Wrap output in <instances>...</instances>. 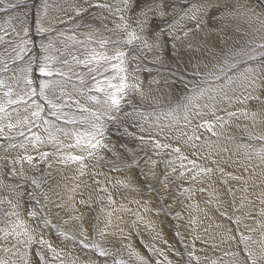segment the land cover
Returning <instances> with one entry per match:
<instances>
[{"label": "snow or ice", "instance_id": "obj_1", "mask_svg": "<svg viewBox=\"0 0 264 264\" xmlns=\"http://www.w3.org/2000/svg\"><path fill=\"white\" fill-rule=\"evenodd\" d=\"M5 2L0 0V12L19 7L12 0H7V7H4ZM84 4L73 8L75 16L88 12L90 7L106 10L108 17L105 19L110 20L113 27L109 29L106 23L102 27L113 35H94L96 30H91L90 24L84 25L91 31L83 40L65 35L67 30L57 27V23L65 21L55 12L59 9L67 14V11L53 0H41L34 31L26 17L17 16L0 24V141H3L0 142V153H3L0 155V193H4L0 195V264H200L201 258L195 255L198 236L192 237L189 243L177 227L175 236L179 247L170 244L151 220L145 221L141 209L154 212L157 217L173 216L167 185L169 169L172 173L177 171V160L180 161L177 178L201 184L205 178L210 179L214 171L223 170L200 165L179 147L151 139L153 150L171 149L167 154L175 155V159L164 161L158 187L153 181L157 180L159 162L147 151L143 160L138 158L136 151L126 144L114 143L112 135L144 143L145 138L134 131L144 129L135 121L155 115L157 121L161 117L169 121L162 127L175 128L176 134L166 138L180 140L190 149L192 157H201L202 148L220 142L225 125L231 120L241 117L256 120L264 114V96L259 94L264 89V38L259 42L248 39L238 49L227 47L229 26L224 23L241 17L251 22L250 13L254 14L255 9L241 0H224L222 5L220 0H113L111 4L84 0ZM261 17H264V5L256 16L264 29ZM204 30L209 36L212 30H217L215 39H201L200 33ZM178 45L204 51L207 56L197 59L194 67H186L180 73L185 94L174 107L167 112L142 113L129 99L133 93L141 99L146 95L137 73L152 71L144 65L145 60L163 66L166 55L178 54ZM148 53L152 54L150 59ZM248 101H255L260 112L227 111L225 107ZM129 106L130 110H126ZM221 111L225 115L217 114ZM205 115L213 119H200ZM254 139L264 141V135ZM45 147L51 151L42 150ZM66 148H76L80 154L66 153ZM13 152L15 154H11ZM155 154L161 153L156 151ZM255 154L264 161V144ZM210 156L211 152L203 158ZM89 160L102 162L108 166V172L119 173L123 179L101 180L105 173L95 167L89 169L85 163ZM25 162L30 170H39L40 164L45 165V169H52L54 163L65 167L75 164L78 176L92 177L91 184L83 182L90 189L86 197L81 193L79 204L83 210L77 208L75 202H58L64 197L58 191L59 181L55 182V187L50 182L51 172L40 170V175L25 176ZM186 173L191 175L186 177ZM109 184L119 185L146 199L130 201L136 204L135 210L125 208L123 202L117 206ZM80 186L77 183L64 187L66 191L76 192ZM184 191L189 192L190 198L192 190ZM199 191L205 189L201 187ZM228 193L235 195L233 188H228ZM68 201L74 198L69 196ZM94 202L98 207L93 208ZM212 202L211 199L206 201ZM260 204L264 205V194ZM231 206V214L221 206L216 207L219 215L234 225L238 233L233 235L232 227L225 230L226 239L234 241L236 246L235 251L224 253L232 257L225 264H264V207L257 211L256 217L246 214L256 219V226L251 227L243 224L237 215L245 207L243 199L237 205L234 198ZM54 209H70V214L60 216ZM117 210L135 217L131 227L136 230L147 254L133 245L130 236L124 242V228L119 224L115 225L116 232H109L114 227L112 217ZM201 211L207 214L206 210ZM87 212L93 215L86 227L84 216ZM174 218L179 220V211ZM117 219L123 220V217ZM70 220L77 224L75 231L65 228ZM190 223L195 221L190 220ZM140 224L150 232V240L145 241L141 236ZM242 225L248 232L259 231L260 239L253 240L251 235H245ZM52 234L58 240L57 246L45 238ZM108 235L119 236L120 247H116V242L110 244L106 240ZM157 240L166 248L158 246ZM34 245L38 247L33 248ZM59 245L70 251L65 252ZM210 247L215 249L218 245L211 243ZM206 259L210 264H220L217 259Z\"/></svg>", "mask_w": 264, "mask_h": 264}, {"label": "bare ground", "instance_id": "obj_2", "mask_svg": "<svg viewBox=\"0 0 264 264\" xmlns=\"http://www.w3.org/2000/svg\"><path fill=\"white\" fill-rule=\"evenodd\" d=\"M12 2L19 4V7L14 8V9H9L7 12H0V20L4 18H8L11 15L25 17L26 16L25 14H28L31 17V19H33L32 21L35 25L36 21H35L34 15L39 7L41 0H12ZM53 2L63 5V7L67 11V14H65V12H61L59 11V9H57L55 12V15L60 16V18H63L64 16L68 17L70 15L69 13L73 12V11H70L72 9L70 8L71 6H68L67 4L69 0H53ZM241 2L246 3L248 4L249 7L254 8L255 13L254 14L250 13V15L253 16V19L251 22L247 18H244V17H241L235 20L229 19L227 21H224V23H227L229 26L227 29V32H228L230 39L228 40L227 47L234 48V49H238L241 45L245 44V41L248 39H255L256 42H259L262 38H264V29H261L259 22L256 20V16H259L261 13V6L264 5V0H241ZM25 3L27 4V7L24 6ZM223 3H224V0H220V4L222 5ZM3 6L7 7V0ZM95 11L94 12L91 11L92 13L88 15L89 17L86 20V22L83 24V26L89 25L90 21H93L95 18H97L99 20L98 22H102V23H98L97 25L94 24V26L97 27V29L99 30V31L96 30L99 32V34H96V35H100V34H103L105 36L113 35L111 32H109L110 33L109 34L107 31L105 30L101 31L99 29V27L106 22H108L110 29L113 27V25L110 22V20L105 19V16L99 13H95ZM74 14L73 16H75ZM261 19H264V17H261ZM217 23H221V21H217ZM57 24H60V23H57ZM34 25H31L33 26V31H34ZM208 27L210 28L211 26L209 25ZM237 27L239 28V31H235ZM73 28L74 26H72V30ZM72 32L74 31H66L65 35L70 36L73 34ZM88 33L89 32H86L85 34L87 35ZM216 34H217V30H212L211 36H209L207 30H204L200 33V37L201 39L207 38L208 40H214L216 37ZM80 36L84 38L85 35H80ZM192 43L195 44L197 43V41H192ZM178 50L179 51L176 56H169L168 58L167 56H165V63L167 59L177 60L179 56H183L188 59V63L186 67L191 68L193 67V65L192 64L189 65V60L192 56H202V57L207 56V53L204 51H197L195 48H187L181 45H178ZM207 59L210 60L211 57H207ZM161 67L162 66L157 65V67L151 68L152 69V74H151L152 79L151 78L150 79H151L152 85L151 86L147 85L150 87L144 88L146 95L143 97V99H141L138 96V100H137L138 102L136 103V106L138 107V109H141L139 101H143L146 99L147 100L149 99L147 108H151L155 110L156 108L159 107V102L161 99L162 100L168 99L172 105H176L177 102L180 100L178 99L179 97L178 95H182V97L184 96V93L181 92V89L185 87L184 83L180 79V73L182 71L179 69L162 70ZM172 72H176L177 74L172 75ZM259 94L264 96V89H262L259 92ZM133 102H136V101H133ZM225 107L227 108V111L248 110L250 113L260 112V110L257 111V109H260V106L255 101H248L245 104L233 103L231 105H225ZM251 107L253 108V110H251ZM129 109L130 108H127V110ZM217 114L225 115V112L221 111V112H218ZM200 118L203 120L213 119L212 116H209V117L202 116ZM136 123L140 124L138 120L136 121ZM168 124H169V121H165V122L163 121V123L160 126H156V127L153 126L154 128L149 129L150 133H147V132L145 133L148 134V137L152 136L151 139H158L160 143L162 144H170L173 147H179L182 153L189 155V158L193 159L194 157L191 156L190 152L186 151L188 149L185 148L186 150H183L182 146L179 145L181 143L180 140L171 139V138H167L168 140H166L164 138L165 136H161V137L157 136L159 135L157 134V132L163 133L164 135H166L167 133L168 134L170 133L169 136L167 135L166 137H171L172 135L176 134L175 128L170 129L168 127H162L163 125H168ZM262 135H264V114H261L260 116H258L256 120H252V119H248L244 117H241L239 120H235V119L231 120L229 124L225 125L224 135L221 137L220 142L214 145H206L204 147L205 149L204 151L200 150L202 154L201 157H197L198 164L203 165L205 167H211L213 169H216L218 167L222 169L223 172L214 171L211 174L210 179L208 178L204 179L203 184L198 183L196 181H192L188 178H177L180 172V169H179L180 161L177 160L176 165H175L177 168V171L175 173H172L171 170L169 169V179H168V185H167L168 198L170 199L172 206H173V216L157 217L154 215V212H143V209H141V212L144 216L145 221L151 220L157 226V228L162 232L163 239L167 240L170 244H173L177 247H179L177 245V237L175 236L177 227L179 228L180 233L185 236L186 241L189 243L191 242L192 237L198 236L199 239H196L195 241V250H196L195 255L201 258L200 264H210V261L206 259L208 257L219 260L220 264H225L226 261L232 259L231 256L224 255V253L235 251L236 246H235L234 241H230L226 239L225 230L229 227H232L233 228L232 234L238 235V233L235 232L234 225H232L227 219L219 215V213L216 211V207L221 206L223 209L227 210L229 214H231L233 212V208L231 206L233 199L235 198V202L237 205H239L241 203V200L243 199L245 207L241 209L240 212L237 213V215L241 217L243 224L249 225L251 227L256 226V219L248 218L246 214L251 213L252 217H256L257 211L260 208L264 207V205L260 204V198L262 194H264V161H262L261 158L255 154L256 150L262 144H264V141L254 139L255 137L262 136ZM227 137H231V139L229 140L227 139ZM250 137H252V139H250ZM215 139L216 138L213 137V140ZM112 141L116 143V138H113ZM118 141L119 143L126 144L127 148L129 149L131 148L135 150L138 158H141L143 160L145 151H147L152 156L153 160H156L159 162L156 165L157 180L153 181V183H156L157 186L159 187L160 186L159 180L162 178L161 173L164 171V161L168 159H175V155H172L170 157L167 154L168 152L171 151V149L153 150V148L150 146L151 144L149 143V139L147 138L145 140L144 145H142L143 147L138 142L139 141L138 139L120 137V140L118 139ZM175 143H178V144L175 145ZM145 145H148V146L145 147ZM245 145H249V147L245 148L244 147ZM225 148L227 149V151L223 150ZM209 149H214L215 152L211 153V156L209 159H204L203 156H206L210 152ZM42 150L51 151V149L47 147L43 148ZM29 151L31 152V149H29ZM154 151L155 152L159 151L161 154L156 155ZM65 152L72 153V154L73 153L80 154V151L76 148H74V152H71L68 150V148H66ZM11 154H15V153L13 152ZM32 154L36 155L35 152H33ZM212 160L217 161V163L213 164L211 162ZM94 167L96 168L97 171H101L105 173V176L100 177L101 180H104L107 176H111V179L113 181H115L116 179H123V177L119 173H115V174L111 172L107 173L105 169H108V166L105 164L103 165L102 162L96 164ZM91 168L92 167H89V169ZM24 169H25V176L40 175L41 174L40 170L51 172L52 176L49 177V180H52V181L56 180L59 176H62L60 179H57L56 181H59L58 191L61 193L62 196L64 195L66 198L64 201L58 200V202H65V201H67L68 203L75 202L77 208H80L81 210H83V206L79 204L81 193H83V195L86 197L90 190L88 187L84 185L83 182L87 181L88 184H91L92 177L87 176V175H85L84 177L78 176L75 164L65 167L63 165H56L54 163L52 169H45V165L40 164L39 170H30L29 165L25 162ZM5 172H7V169H5ZM189 175H191V173H186V177ZM233 176L240 177V179L233 180L232 179ZM73 177H75V179H73ZM55 182L53 183L54 187L56 186ZM77 183H79L81 186L79 189L76 190V192H70V191L65 190V187H64L65 184L71 187L72 185L77 184ZM201 187H203L205 191L203 192L199 191ZM228 188L234 189V192H235L234 196L228 193ZM185 189L192 190L190 198H188L189 192L184 191ZM112 190L114 191V193L111 191V189H109V191L113 193L114 199L117 201V206L119 205V203L123 202L125 205V208H132L135 210L137 207L136 204L131 203L130 201H132L133 199H136V200L146 199V196H141L138 193L130 192L127 189H124L123 187L119 185H116L115 187L112 186ZM69 196H72L74 198V201H68ZM210 199L213 202L211 204L206 203V201ZM217 201L220 202L219 205L217 204ZM187 205H193V207L188 208ZM3 207H7V205H4ZM96 207H98V205L94 202L93 208H96ZM54 210L59 212L60 216H67L70 214V209H64V210L54 209ZM201 210H206L207 214L205 215V211H201ZM177 211H179L180 213L179 220L174 218ZM92 215H93L92 212L85 213L84 223L86 227L88 226ZM121 216L123 217V220H118L117 218ZM112 219H113L114 227L110 228L109 232L110 233L116 232L115 225L119 224L120 227L124 228V233H123L124 242L126 243L127 238L130 236L133 245L136 246L141 252L147 254L146 250L143 248V245L140 243V237L136 235V230L131 227V221L135 219L132 213H129L127 211L117 210L116 212L113 213ZM190 220H194L195 223H190ZM54 222H55V219H54ZM29 223H31V221H29ZM217 224H222L223 227L218 228L216 227ZM101 226H103V224H101ZM138 227L140 228L141 236L143 237V239L145 241L150 240L151 234L149 231L145 230L144 225L140 224L138 225ZM65 228L75 231L77 228V224L75 221L70 220L69 224L65 225ZM241 231L244 232L245 235H251L253 237V240L258 241L260 239L259 231L248 232L246 229L243 228V225L241 227ZM45 238L50 239L53 242L54 246L58 245V240L54 234L48 235ZM106 240L110 244L112 242H116V247H120L119 236L108 235L106 237ZM205 240H208L209 243L208 244L203 243V241ZM155 242L158 246L166 248V245H164L160 240H157ZM211 243L217 244L218 247L213 249L212 247H210ZM249 243H252V242L250 241ZM59 246L63 247L65 252L70 251V249L68 247H65L64 245H59ZM252 246L254 248L258 247L257 244L256 245L252 244ZM36 247L38 246L37 245L33 246V248H36ZM77 251L79 250L77 249ZM169 256L170 258H173L171 256V253H169Z\"/></svg>", "mask_w": 264, "mask_h": 264}, {"label": "rangeland", "instance_id": "obj_3", "mask_svg": "<svg viewBox=\"0 0 264 264\" xmlns=\"http://www.w3.org/2000/svg\"><path fill=\"white\" fill-rule=\"evenodd\" d=\"M96 1V2H95ZM106 1V2H105ZM109 3V4H111V3H113V0H109V1H107V0H89V3ZM73 3V4H72ZM68 4V6H71L70 8H72L70 11H73V8L74 7H76L77 6V4H84V0H75V3L73 2V0H69V2L67 3ZM70 4V5H69ZM75 5V6H74ZM84 6H86L87 7V4H84ZM96 11H95V10ZM34 10V9H33ZM94 12L95 11V13H99V14H101V15H103V16H105V17H108V13H107V11L106 10H103V9H100V8H96V7H90V10H89V8H88V12H86V14L85 13H83L81 16H73V14L75 13L74 11V13L73 12H71V13H69L70 15L68 16V17H66V16H64L63 18H61V19H66V20H64L65 22L63 23V24H57V27H59V28H66V27H68V28H66V30L67 31H74V32H72L73 34L72 35H70V36H73L74 34L76 35V37H77V39L79 40L80 39V37H81V39H84V38H82V36H80V35H86L85 33L86 32H90L91 30H98L97 29V27H95L94 26V24L95 25H97L98 23H102V22H98L99 20L97 19V18H95L93 21H90V25L91 26H94V27H92V29L90 30L89 28H87V27H84L83 26V24L86 22V20L88 19V15L90 14V13H92V12ZM71 14H72V16L74 17V19H71V20H69V17H72L71 16ZM26 16V19L28 20V24L29 25H34V23H33V19H31V17L28 15V14H25ZM75 15V14H74ZM35 21H36V13H35ZM15 17H17V15H11V16H9L8 18H4V19H2V20H0V23L1 24H6V22L8 21V19H13V18H15ZM60 17V16H59ZM81 19H80V18ZM80 19V20H79ZM75 20V21H74ZM77 20V21H76ZM79 21V22H78ZM67 22V23H66ZM83 22V23H82ZM66 23V24H65ZM72 23V24H71ZM106 24H107V27L110 29V26L108 25V22H106ZM60 25V26H59ZM62 25V26H61ZM70 25H71V27H70ZM76 25V26H75ZM72 26H74V28H73V30H72ZM77 27V28H76ZM86 28V29H85ZM99 29L102 31V30H104V28L102 27V25L99 27ZM78 30H80V31H78ZM99 31V30H98ZM98 31H95L96 33H93V34H99V32ZM98 32V33H97ZM83 33V34H82ZM109 33V32H108ZM110 34V33H109ZM80 36V37H78V36ZM85 37V36H84ZM80 39V40H81ZM151 53H148V56H149V59H150V55ZM167 56V55H166ZM169 56H167V58H168ZM202 56H192L191 57V64L193 65V67L195 66V63H196V60L198 59V58H201ZM182 62V63H181ZM144 65L146 66V67H148V68H155V67H157V65H152V63H150L149 62V60H145L144 62ZM187 63H188V59L186 58V57H183V56H179L178 58H177V60H169V59H167L166 60V63L161 67V69L162 70H173V69H179V70H181V71H183L185 68H186V65H187ZM149 64V65H148ZM183 66V67H182ZM151 74H152V71L151 72H147V71H140L139 73H137V75L139 76V80H140V82H141V88L144 90V88H148V87H150L151 85H152V83H151V79H152V77H151ZM151 78V79H150ZM150 79V80H149ZM147 85H150V86H147ZM145 86V87H144ZM185 87H183L182 89H181V92L182 93H184L185 94ZM179 97H178V99H182V95H178ZM129 99H131L132 100V103L133 104H135L136 105V103L138 102L137 100H138V95H136V94H132L130 97H129ZM164 100V99H163ZM162 99L160 100V102H159V107L158 108H156L155 110H153V109H151V108H147V104L149 103V99L147 100H143V101H139V103H140V108L141 109H139L142 113H145V114H151V113H160L161 111L162 112H167L168 110H169V108H171V107H174L175 105H172L171 103H170V101L168 100V99H165L164 101H163ZM133 101H136V102H133ZM166 103H168V104H166ZM166 104V105H165ZM128 108H130V107H128ZM149 109V110H148ZM126 110H127V108H126ZM130 110V109H129ZM167 110V111H166ZM251 110H253V108L251 107ZM260 109H257V111H259ZM150 116V117H149ZM205 117H209L208 115H205ZM201 119V118H200ZM138 121H139V123H140V125L142 126V128L144 129L143 131L140 129V128H136V129H134V131L136 132V134L138 135V136H143L144 138H145V140H146V138L147 139H149V143L151 144V141H150V139H151V137H148V134L147 133H150V131H149V129H152V128H154V127H156V126H160L162 123H163V121L165 122V121H168L167 119H164L163 117H161V119L159 120V121H157L156 120V117H155V115H147V119H137ZM203 120V119H202ZM136 122V121H135ZM144 124V125H143ZM145 128H144V127ZM150 126V127H149ZM154 126V127H153ZM138 129V130H137ZM147 130V131H146ZM140 133H139V132ZM149 131V132H148ZM145 132H147V133H145ZM153 134V133H152ZM157 134H159V135H157V136H159V137H161V136H165L164 138L166 139V140H168L167 138H166V136L168 135L169 136V134L167 133L166 135H164L163 133H159V132H157ZM113 138H116V143L117 144H119V141H118V139L120 140V136L119 135H117V134H113L112 135V139ZM1 142H3V141H1ZM139 143H140V145L142 146V145H144V143H145V141H144V143H142L140 140L138 141ZM176 144H178V143H175V145ZM174 145V146H175ZM180 146H182V149L183 150H186L185 148H187L185 145H183V144H179ZM143 147V146H142ZM131 149V148H130ZM188 149V148H187ZM68 150L69 151H71V152H74V148H68ZM205 149L204 148H202L201 149V151H204ZM187 152H190V149H188V150H186ZM209 151L211 152V153H214L215 152V150L214 149H209ZM155 152V151H154ZM74 154V153H73ZM0 155H3V154H1L0 153ZM195 158V157H194ZM196 159H197V157H196ZM85 163H87L88 165H89V167H94L96 164H98V162L97 161H95V160H89V161H85ZM100 163V162H99ZM104 165V164H103ZM70 166V165H69ZM105 171L107 172V173H109L108 172V169H105ZM113 174H115V173H113ZM88 176V175H87ZM62 176H59L57 179H60ZM111 179V176H107L106 178H107V180H109V181H113L112 179L110 180L109 178ZM105 178V177H104ZM56 179V180H57ZM56 180H54V181H52V180H50V182H52V183H54ZM108 187H109V189H111V191L114 193V191L112 190V184H109L108 185ZM1 195H4V193H1ZM63 197H64V200H65V196L63 195ZM63 200V201H64ZM103 224V223H102ZM253 245H256V244H253Z\"/></svg>", "mask_w": 264, "mask_h": 264}]
</instances>
